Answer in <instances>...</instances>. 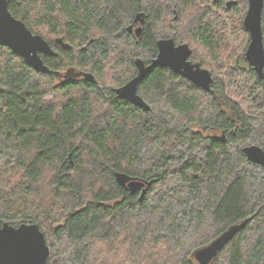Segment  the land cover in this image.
Listing matches in <instances>:
<instances>
[{"label": "trees", "instance_id": "1", "mask_svg": "<svg viewBox=\"0 0 264 264\" xmlns=\"http://www.w3.org/2000/svg\"><path fill=\"white\" fill-rule=\"evenodd\" d=\"M227 1L7 0L56 55L43 73L0 45V226L37 223L46 264H198L239 224L209 264H264V169L242 151L264 148V77L239 52L248 0ZM160 38L189 45L211 91L153 66L146 111L114 88ZM66 67L95 80L55 75ZM117 171L153 183L140 198Z\"/></svg>", "mask_w": 264, "mask_h": 264}, {"label": "water", "instance_id": "2", "mask_svg": "<svg viewBox=\"0 0 264 264\" xmlns=\"http://www.w3.org/2000/svg\"><path fill=\"white\" fill-rule=\"evenodd\" d=\"M233 2L228 0L227 8ZM263 9L264 0H248L247 10L242 20L243 29L249 35L244 59L259 78L264 77ZM137 22H143L139 15L136 16L133 24ZM133 24L129 26V30H132ZM134 32L136 36H139L141 26H136ZM55 42L63 48L69 47V44L61 38H56ZM156 44L157 53L150 63L146 64L144 60L137 58L134 62L136 74L121 86L114 88L119 98L143 110H149L150 105L138 94V86L153 66L168 67L203 90L211 91L212 75L208 69L190 59L192 50L187 43H176L173 38H160ZM0 45L8 47L13 53L23 58L29 66L43 73H48L50 68L44 63L41 54L56 55L42 35L31 31L22 20L9 11L7 0H0ZM54 73L66 79L83 77L88 81L95 80L92 73L75 70L73 67L67 68L64 73L58 71ZM242 151L248 160L259 164L264 169V148L257 144H249L244 146ZM114 176L117 184L124 189L131 193L140 192V198L153 183V180H143L125 172L117 171ZM238 228L239 224L231 225L209 243L197 248L193 252L197 263L209 264L233 238ZM48 255L49 246L37 223L22 222L12 225L4 222L0 226V264H46Z\"/></svg>", "mask_w": 264, "mask_h": 264}, {"label": "rangeland", "instance_id": "3", "mask_svg": "<svg viewBox=\"0 0 264 264\" xmlns=\"http://www.w3.org/2000/svg\"><path fill=\"white\" fill-rule=\"evenodd\" d=\"M243 31H244V29H243ZM240 38H241V40H240V44L238 45V46H239V52H240V53H244V51H245V49H246V47H247V44H248V42H249V35H248L247 32L244 31V34H241ZM194 62H195V61H194ZM66 69H67V67L64 68V69L61 71V73H64Z\"/></svg>", "mask_w": 264, "mask_h": 264}, {"label": "flooded vegetation", "instance_id": "4", "mask_svg": "<svg viewBox=\"0 0 264 264\" xmlns=\"http://www.w3.org/2000/svg\"><path fill=\"white\" fill-rule=\"evenodd\" d=\"M140 193V192H139Z\"/></svg>", "mask_w": 264, "mask_h": 264}]
</instances>
